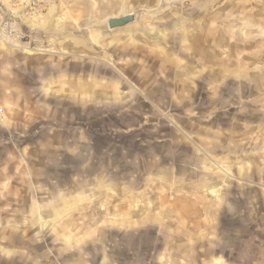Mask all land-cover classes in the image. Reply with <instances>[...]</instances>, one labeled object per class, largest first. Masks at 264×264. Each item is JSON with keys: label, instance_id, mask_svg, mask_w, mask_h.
Here are the masks:
<instances>
[{"label": "rangeland", "instance_id": "374dc122", "mask_svg": "<svg viewBox=\"0 0 264 264\" xmlns=\"http://www.w3.org/2000/svg\"><path fill=\"white\" fill-rule=\"evenodd\" d=\"M149 1L51 0L31 29L22 27L51 52L1 58V96L22 120L0 133L1 264H164L171 256L196 264L164 249L165 225L178 234L216 227L215 241L226 228L237 245L231 257L257 258L264 0ZM222 3L247 9L244 32L239 26L221 39L214 30L225 26L190 24L205 16L216 23L205 7ZM133 13L135 23L109 28L111 15ZM177 19L185 24L174 26ZM202 28L216 41L203 52L190 36ZM117 30L135 35L133 57L116 53L125 42L101 38ZM78 68L84 94L64 78Z\"/></svg>", "mask_w": 264, "mask_h": 264}, {"label": "crops", "instance_id": "0c3cea01", "mask_svg": "<svg viewBox=\"0 0 264 264\" xmlns=\"http://www.w3.org/2000/svg\"><path fill=\"white\" fill-rule=\"evenodd\" d=\"M153 4H154V2H151V1L148 2V6L151 8H154L155 5H153ZM211 5H213V4H211ZM205 8H206V10H207V8H209V9H213L215 11V13L213 14V16H214L213 19L216 20V23L214 21L211 22L212 19L210 20L208 17L205 16L204 19H202V18L197 19L195 17L191 18L190 24H193L194 26L200 25V26H206V27L207 26H225L222 28H216L214 30L217 37H219L221 39L227 38L229 40V38L233 35V34L229 35L230 32L232 31V29L234 30L236 27H239V26H241L240 29L241 28L243 29V26L246 25L247 17L244 19H241L242 18L241 17L242 11H240V10H243V13H244V11L247 9H242L239 6L234 7V6L229 5L228 3L225 5H224V3H222V7H219L217 5H215L213 7L207 5ZM236 14H237V18L235 17ZM110 17L114 18L116 16L111 15ZM183 24H185V22H182L180 19L174 20V22H173L174 26L175 25L181 26ZM254 24H257V23H254L251 21L250 25L253 26L252 27L253 30H254V26H256ZM201 31L202 32H198L197 30L193 31L192 34L190 35L191 41H193L194 37H195L194 38L195 41L198 38L197 41H199V44H198L199 49H201L202 52H203V49L208 51V49L210 48L209 44L215 43L216 41L213 38L212 34H211V37L208 36L209 30H206V28L205 29L202 28ZM210 32L212 33L213 31H210ZM242 32H244V29L242 30ZM134 36L135 35H133V32L128 31V30L126 31V33L122 32L120 30L113 31V33H108V32H102L101 33V38L103 40L110 38L111 41H114L116 43L115 46H118L121 42H125V44L123 45L124 48L121 46H118L116 53L120 52L121 54H125V56L127 58L133 57L134 52H137L134 49L133 45L131 44V40H134V38H133ZM99 37H100V35L97 36V39ZM203 38H205V41H206L205 47H203V42H204ZM78 40L81 41L80 39H78ZM210 40H211V43H210ZM201 42H202V44L200 45ZM81 46L85 49L84 41H83V44ZM180 46L181 45H179V48H180ZM176 47H177L176 45H173L174 49H176ZM221 48H224V45H222ZM85 50H80V51H82V53L78 52V55L76 56V57H78V58H76L78 62H80V59L84 60V62H85V55H84ZM173 65L179 66L180 62L176 63V61H173ZM0 66H1V59H0ZM78 66H80V64ZM82 66H83V64H82ZM77 70H78L77 71L78 76L73 77V75H70V73L67 70V72L64 74V78L67 80V82L68 81L69 82L70 81H74V82L77 81L76 90H78L79 92L84 94L85 93V91H84V88H85L84 84L85 83L83 81L85 80V78L84 79L80 78L79 68ZM0 73H1V68H0ZM126 73H128V69L126 70ZM178 73H179V71H178ZM130 74H128V75H130ZM73 88H75V87H73ZM76 97L78 99H80L79 93L77 94ZM0 99L2 100L5 107L10 106V102L7 101L8 99L6 98V96L2 97L1 93H0ZM76 104H77V106L79 105L78 103H76ZM11 117L13 118V123L10 120ZM15 118L16 117L11 115V111H9V109L7 111V109H6V118L2 123H0V133L1 134H4V135L9 134V133H11V129H13V131H15L18 129L17 128L18 126L21 127L22 120L19 121ZM6 121H8V123H6ZM14 121H15V123H14ZM29 121L31 122V120H29ZM74 147H72V148H74ZM77 147H79V146H77ZM0 201H2L1 198H0ZM169 212L173 213L172 211H169ZM194 212L196 214H199V210H196ZM219 212H222V211H219ZM213 218H214V215H213ZM216 218H217V215H216ZM260 225L261 224H259V227H260ZM166 229H167V231H165L164 235L167 232V234H169V236L164 238V241H163L164 242V246H163L164 249H167V250L171 249L173 251H175L177 249V251L182 252L183 255L184 254L187 255L188 259L192 257L193 261L196 260V264H243L242 262L244 260L243 259L244 257H242L243 255L240 252H238L236 257L232 256L233 257L232 258L230 256L231 253H233L234 251L237 250V245L236 244L231 245L230 232L226 228H222L221 231L217 232V233H220L221 241H215V236H217V235H216V232L214 229H218L216 227L215 228L211 227V230H206V231H204L201 228L196 229V231H192L188 227H185L179 233L181 235V237L177 236V235H179L178 232H176V231L171 232V230H169V226L165 225V230ZM0 234H1V232H0ZM172 234H174V235H172ZM172 244H174V246ZM254 245L257 246V249H255V250L257 251V255H258L257 258L254 260V264H264V240L261 237V233H260L259 238L254 239ZM245 248H246V246L244 247V249ZM200 250H205L204 255H202V256L199 255V253L201 252ZM218 251H223V252H222V254L221 253L218 254ZM226 251H228V254H226ZM177 255H179V254H177ZM171 260H172V256L167 257V263H168V261H171ZM171 262H173L172 264H182L180 262H176L173 260ZM167 263H164V264H167ZM0 264H1V243H0Z\"/></svg>", "mask_w": 264, "mask_h": 264}, {"label": "built area", "instance_id": "2783aa9c", "mask_svg": "<svg viewBox=\"0 0 264 264\" xmlns=\"http://www.w3.org/2000/svg\"><path fill=\"white\" fill-rule=\"evenodd\" d=\"M50 6L51 0H0V59L8 50L26 55L51 52L50 45L38 43L32 34H26L22 28L26 25L31 29V19L43 15ZM5 118L6 107L0 99V123Z\"/></svg>", "mask_w": 264, "mask_h": 264}, {"label": "water", "instance_id": "95a60500", "mask_svg": "<svg viewBox=\"0 0 264 264\" xmlns=\"http://www.w3.org/2000/svg\"><path fill=\"white\" fill-rule=\"evenodd\" d=\"M137 20H138V14L133 13L129 15H124L122 17L110 18L108 20V26L111 30H115L129 26L130 24L135 23Z\"/></svg>", "mask_w": 264, "mask_h": 264}]
</instances>
